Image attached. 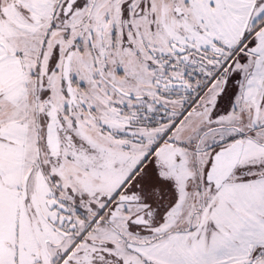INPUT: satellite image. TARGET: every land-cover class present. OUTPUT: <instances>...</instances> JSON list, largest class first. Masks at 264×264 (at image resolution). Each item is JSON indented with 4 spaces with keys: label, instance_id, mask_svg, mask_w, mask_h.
Listing matches in <instances>:
<instances>
[{
    "label": "snow or ice",
    "instance_id": "6c2138e0",
    "mask_svg": "<svg viewBox=\"0 0 264 264\" xmlns=\"http://www.w3.org/2000/svg\"><path fill=\"white\" fill-rule=\"evenodd\" d=\"M0 264H264V0H0Z\"/></svg>",
    "mask_w": 264,
    "mask_h": 264
}]
</instances>
